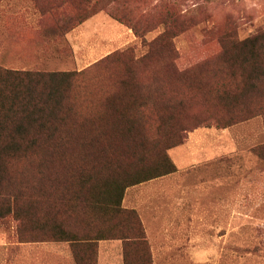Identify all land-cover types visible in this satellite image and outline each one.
<instances>
[{
    "label": "rangeland",
    "instance_id": "1",
    "mask_svg": "<svg viewBox=\"0 0 264 264\" xmlns=\"http://www.w3.org/2000/svg\"><path fill=\"white\" fill-rule=\"evenodd\" d=\"M52 2L63 3L71 23L80 22L67 32L51 31V18L40 15L35 3L45 7ZM225 36L255 38L264 59V0H0L1 66L80 71L112 53L116 58L84 75L92 98L98 97L97 88L127 76L138 94L149 91L156 99H173L176 92L184 107L161 111L166 122L160 130L152 116L142 129L151 138L145 144L149 161L166 142L183 138L166 149L176 171L161 181L160 186L171 188L155 203L180 199L177 217L197 220L199 245L220 254L217 264H264V157L256 153L263 146L264 155V95L254 93L233 109L214 100L213 91L224 78L219 70L225 64L223 46L232 47L229 39L220 41ZM172 60L187 68L185 75L172 73ZM199 80L206 90L188 85ZM209 116L236 121L191 128ZM157 135L161 140L154 145ZM61 164L67 170L81 165ZM65 219L75 224L74 217ZM48 236L40 240L33 221L21 225L12 214L0 217V264H46V254H62V243L68 244Z\"/></svg>",
    "mask_w": 264,
    "mask_h": 264
},
{
    "label": "trees",
    "instance_id": "2",
    "mask_svg": "<svg viewBox=\"0 0 264 264\" xmlns=\"http://www.w3.org/2000/svg\"><path fill=\"white\" fill-rule=\"evenodd\" d=\"M35 8L51 18L48 28L54 32H67L80 22L71 23L63 3L45 7L35 3ZM108 11L115 14L112 8ZM130 28L142 36L134 24ZM224 38L232 47L223 46L225 64L219 70L224 78L213 97L233 109L243 106L254 93L264 95V59L255 38L225 36L220 41ZM114 58L110 53L80 71L0 65V217L12 214L21 225L33 221L40 240L49 235L54 242H67L76 264H96V242L111 238L127 242L124 264L152 263L138 212L123 207L122 200L128 187L175 172L166 149L183 141L175 136L155 151L154 159H147L145 144L151 138L147 139L143 126L152 116L160 130L166 122L161 111L184 107L176 92L173 99H156L149 91L138 94L137 84L127 76L97 88L98 97H91L84 75ZM169 67L179 76L187 70L175 60ZM193 83L196 90H206L203 81L188 85ZM235 121L231 117L220 122L209 116L197 119L191 128L210 123L224 127ZM157 136L152 138L154 145L160 143L161 136ZM262 149L257 147L256 153L264 157ZM70 161L81 165L67 170L61 164ZM53 174L57 178L48 184ZM65 217H74L75 224L66 222Z\"/></svg>",
    "mask_w": 264,
    "mask_h": 264
},
{
    "label": "crops",
    "instance_id": "3",
    "mask_svg": "<svg viewBox=\"0 0 264 264\" xmlns=\"http://www.w3.org/2000/svg\"><path fill=\"white\" fill-rule=\"evenodd\" d=\"M168 175L128 187L122 200L123 207L138 212L151 254V264H217L220 254H214L215 250L207 244L199 245L197 220L177 217L179 214L176 212L181 211L182 207L180 199L174 197L171 203H155L157 196H166L165 189L169 186L160 184ZM156 188H159L157 192L154 191ZM62 245V254H46V264H76L68 244ZM125 245L127 242L119 238L98 240L96 264H124Z\"/></svg>",
    "mask_w": 264,
    "mask_h": 264
}]
</instances>
